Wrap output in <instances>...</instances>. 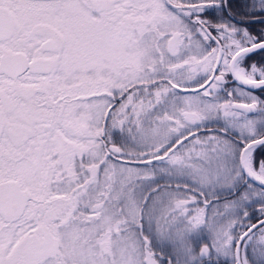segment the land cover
<instances>
[{
	"label": "snow or ice",
	"instance_id": "obj_1",
	"mask_svg": "<svg viewBox=\"0 0 264 264\" xmlns=\"http://www.w3.org/2000/svg\"><path fill=\"white\" fill-rule=\"evenodd\" d=\"M0 264H264V0H0Z\"/></svg>",
	"mask_w": 264,
	"mask_h": 264
}]
</instances>
